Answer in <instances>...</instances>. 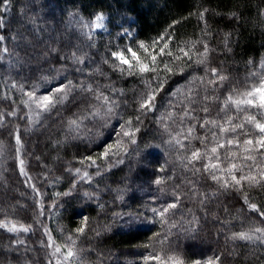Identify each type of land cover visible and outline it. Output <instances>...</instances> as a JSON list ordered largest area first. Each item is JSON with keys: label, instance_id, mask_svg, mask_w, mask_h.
Returning <instances> with one entry per match:
<instances>
[{"label": "trees", "instance_id": "trees-1", "mask_svg": "<svg viewBox=\"0 0 264 264\" xmlns=\"http://www.w3.org/2000/svg\"><path fill=\"white\" fill-rule=\"evenodd\" d=\"M98 12L110 15L111 30L90 38L85 24ZM125 17L133 18L129 41L119 35ZM0 21V223L29 228L0 227V264H67L58 246L75 253L70 264H264V234L253 231L264 217L249 208L264 212V187L235 185L226 171L235 163L237 178L261 179L264 155L246 152L256 146L243 141L259 137L245 121L264 122V110L225 108L230 93L240 98L264 74V0H8ZM204 44L206 58L198 54ZM129 47L155 71L136 66L130 74L112 57ZM69 81L68 100L37 115L26 93L47 95ZM161 82L154 110H141L146 85ZM228 117L250 136L210 123L230 129ZM236 138L238 145L226 143ZM218 144L220 161L211 153ZM197 149L201 159L192 160ZM205 164L218 166L206 172ZM171 203L177 207L161 217ZM239 232L253 238L232 239Z\"/></svg>", "mask_w": 264, "mask_h": 264}, {"label": "snow or ice", "instance_id": "snow-or-ice-1", "mask_svg": "<svg viewBox=\"0 0 264 264\" xmlns=\"http://www.w3.org/2000/svg\"><path fill=\"white\" fill-rule=\"evenodd\" d=\"M8 0H0V4L2 5H7ZM3 10H7L6 7ZM103 20V16L102 15H97L96 16V27H102L103 25L100 23V21ZM3 27V23L2 21H0V28ZM5 39V37L3 35H0V41H3ZM141 48H144V45L141 44L140 45ZM164 48H167V44L164 45ZM147 51V49H145ZM4 51H7V48L4 49ZM128 53H130L131 55V59H128L125 55V52H121V51H116V52H112L111 55L112 57H114L116 60H118L120 62V65H127L128 68L127 70L129 71L130 74H132V71L134 68H136V66L138 67V72L140 74L143 73H147L150 71H155L154 68L149 67L146 64H142L140 61V57L138 56L136 51H133L132 49H127L126 50ZM163 51V50H161ZM183 51V50H181ZM208 45L204 44L203 45V52L198 53L201 57H207L208 54ZM170 54V53H169ZM75 55V54H73ZM185 56L188 55L187 52L184 53ZM153 63L156 60L155 55H153L151 57ZM177 59H181V57H177ZM133 61H135V64H133ZM78 62H82L79 61ZM107 62V61H106ZM205 62L204 59H200L198 61H196V63L198 64H203ZM166 70L171 72L172 69L168 68L167 66ZM262 67H264V65H262ZM122 71L124 70L123 68L121 69ZM211 74L214 77H218V79L220 81H223L226 79L225 76L223 75H219L218 74V70L215 68H212L211 70ZM209 83H216L215 80L209 81ZM81 89H83V86H80ZM146 87L149 88V91L146 92L144 94V96L142 97L139 107L141 110L148 112V111H152L154 110V105H155V100H156V96L158 94L159 90H162V82L160 84H157L155 88L151 87V84H147ZM73 88L72 82L69 81L68 85H58L55 87L54 90H50V93L47 95H43V96H36L35 92H28L26 93V95L29 97V101L31 104H35L36 108H37V115H39V111L43 110V111H51L53 108L56 107L57 104H62L65 101L68 100L69 95L71 94V90ZM87 91L92 92L93 90L91 88H88ZM238 95L240 96V98L236 99L233 97V95L230 93L225 101V108L228 106L229 103L234 104L237 108L238 111H246L247 108H256L259 110H264V74L260 75V78L258 79V82L254 83L252 86H250L248 89H246L243 93H238ZM103 98L107 103H110V101L108 100L107 97H102L101 96H97L96 99H101ZM257 98H259V102H257ZM205 99H208V97H205ZM243 106V107H242ZM113 107H108L107 108V116H111L113 114ZM203 111L207 112L208 109L205 107L203 109ZM9 115H15L16 113L10 112L8 113ZM94 116H99V110H96L92 113ZM185 115H187V113H184ZM261 115L264 116V111L261 112ZM0 116H3V113H0ZM137 120H139V117H137ZM233 118L232 117H228L226 120V123H228L229 125H232L230 129L223 127L222 125H217L216 121H211L210 123H212L214 126H219L220 127V131L221 132H228L231 131L233 133L237 132V130L239 129L241 131V133L245 136V137H249L250 133H251V129H249L248 131H244L245 129V124L241 123V124H233L232 123ZM71 124H76L77 121L76 120H72L70 121ZM126 123L131 124V121H127ZM209 123L208 121H205V124ZM245 123L247 124H252L254 125L255 129L258 130L259 132V137L256 139L253 138H246L243 143L245 145H255V149L252 148H245L246 152H251L253 150L259 152L261 155H264V122L258 121L255 115H248L247 116V120L245 121ZM205 125L202 124L201 127H204ZM138 131V129H137ZM192 129L190 128L188 130L189 135L192 134ZM123 136H128V137H132L133 133L128 132V131H123L122 132ZM215 135V134H213ZM207 137H205L206 139ZM15 139H16V143L20 144V135L17 133L15 135ZM132 143H136L135 139H132L131 141ZM226 143L228 145H232L234 143H236L237 145L239 144V139H230L227 140ZM224 144H218L215 147L211 148V153L216 154L215 158L217 161H220V155L218 153V148H222L224 147ZM112 145H108L107 149L105 150V152L103 153L104 157L107 158L108 154H109V150H111ZM205 156H207V153H205ZM201 159V152L199 149L194 150L192 152V160H200ZM230 159V158H229ZM244 159L246 160H251V161H255L256 157L252 156V155H248L246 157H244ZM191 162V161H190ZM21 166H23V160L20 161ZM218 165L217 164H205L204 165V171L206 172H210V169H215ZM258 167L261 168V179H257L255 176H241L239 178L236 177V175L232 174L233 170H237V165L235 163H230L228 168L226 169V171H228L229 174H231V178L234 181L235 185H240L242 180H248L250 181L252 184L254 185H260L262 187H264V166H260L258 165ZM80 170L76 169V172L78 173ZM196 171H200V169H197ZM21 172L23 173V167H21ZM211 174V173H210ZM85 175H87V173H85ZM211 179L214 181H218L219 177H217L214 174H211ZM157 184L161 183L160 180L156 181ZM222 187H229L230 185L227 183V181H225L222 185ZM70 193H64V195H69ZM246 204L248 203V199L247 196H245V201ZM177 207L176 203H171L168 204L165 208H163L162 210H160V215L161 217H163L165 215V213H167L170 209H174ZM249 208L254 211V212H259L261 217H264V212H260V209L257 207L256 204H249ZM153 211H157L156 209H153ZM42 214V213H41ZM261 223H264V220L261 221ZM0 227H4V224H0ZM17 228L15 225H13L12 227L8 228V231H16ZM22 231H29L28 227H21ZM84 229L83 228H79L77 229L78 233H83ZM253 231L257 232V233H262L264 234V228H255ZM253 237L249 234V233H244V232H239V233H234L232 236V239H242V240H251ZM258 239L260 237H257ZM71 239V238H70ZM22 243V242H21ZM55 252L59 253L60 252V248L57 247L55 249ZM75 255V253L72 250H68L65 256V259H70ZM154 259L159 260V257H152ZM148 259V258H146ZM176 264H182L181 261H177ZM193 264H200V261H194ZM206 264H213V261L209 260L206 262ZM217 264H218V258H217Z\"/></svg>", "mask_w": 264, "mask_h": 264}, {"label": "rangeland", "instance_id": "rangeland-1", "mask_svg": "<svg viewBox=\"0 0 264 264\" xmlns=\"http://www.w3.org/2000/svg\"><path fill=\"white\" fill-rule=\"evenodd\" d=\"M97 15H102L103 16V20L100 21V23L103 25L102 27H99L97 28L96 27V16ZM125 20H120L118 21V26L121 27V29L119 30V35L120 36H124L127 41H129L133 36H134V30L132 29L131 27V22L133 21V18L131 17H125L124 18ZM109 20H110V15L106 14V13H102V12H98L96 13L95 15H93V17L85 24V29H84V32L85 34L92 38V37H98V36H103V35H106L110 32V26H109ZM130 48V47H129ZM128 48V49H129ZM131 49V48H130ZM118 51H121V52H125L123 50H118ZM116 52V51H115ZM125 55L128 59H131V55L130 53L128 52H125ZM259 99V98H258ZM34 107L35 104H32ZM0 224H4V227L5 229L8 230V228L12 227L13 225L16 226L17 230L19 228H21V226L17 225V224H14V223H11V222H7V221H4V222H1ZM60 248V252L57 253L55 252V248L54 249V252H55V255L57 258H60V261L62 260L63 262L67 263V264H70L69 262V259H65V256H66V253L69 249H66L63 247V249L58 246ZM54 255V254H53ZM56 258V259H57ZM124 264H137L135 263L134 261H126Z\"/></svg>", "mask_w": 264, "mask_h": 264}]
</instances>
